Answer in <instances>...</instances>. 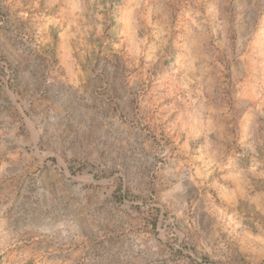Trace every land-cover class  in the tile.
Returning a JSON list of instances; mask_svg holds the SVG:
<instances>
[{
	"label": "rangeland",
	"instance_id": "1",
	"mask_svg": "<svg viewBox=\"0 0 264 264\" xmlns=\"http://www.w3.org/2000/svg\"><path fill=\"white\" fill-rule=\"evenodd\" d=\"M0 264H264V0H0Z\"/></svg>",
	"mask_w": 264,
	"mask_h": 264
}]
</instances>
